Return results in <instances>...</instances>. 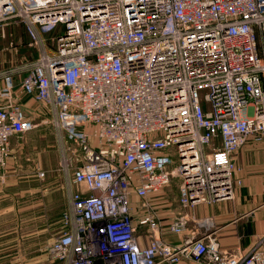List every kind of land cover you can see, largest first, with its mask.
<instances>
[{"label": "built area", "instance_id": "built-area-1", "mask_svg": "<svg viewBox=\"0 0 264 264\" xmlns=\"http://www.w3.org/2000/svg\"><path fill=\"white\" fill-rule=\"evenodd\" d=\"M9 26L25 28L38 56L0 71V171L13 135L33 125L12 98L20 75L21 93L49 109L65 175L54 259L262 264L258 247L230 255L210 235L163 240L153 196L177 178L189 207L242 183L235 153L264 141V0H0L2 35ZM189 219L178 214L169 230Z\"/></svg>", "mask_w": 264, "mask_h": 264}, {"label": "rangeland", "instance_id": "rangeland-1", "mask_svg": "<svg viewBox=\"0 0 264 264\" xmlns=\"http://www.w3.org/2000/svg\"><path fill=\"white\" fill-rule=\"evenodd\" d=\"M37 56L38 47L30 44L23 27L9 26L5 35L0 31V71L24 58L33 59ZM20 78V75L14 77L12 98L19 96L20 99L23 96L20 94ZM22 99L25 118L33 125L11 138L10 156L7 165L0 171V211L12 212H2L0 218L12 220V223L7 224L19 222L22 240L27 242L31 239L37 243L36 253L39 255L46 250L49 252L51 243L63 231L61 218L69 201L49 109L33 101V105H29L26 103L29 97ZM40 170L45 171L44 176L39 175ZM178 184L179 180L175 178L170 185L177 187ZM167 192L171 197L172 189ZM170 197L161 198L159 207L169 206ZM29 245L32 244H25L26 250ZM9 250L12 251L11 248L6 249ZM30 250L33 251V248Z\"/></svg>", "mask_w": 264, "mask_h": 264}, {"label": "crops", "instance_id": "crops-1", "mask_svg": "<svg viewBox=\"0 0 264 264\" xmlns=\"http://www.w3.org/2000/svg\"><path fill=\"white\" fill-rule=\"evenodd\" d=\"M20 94H22L21 91ZM22 97L20 100H23ZM31 101L35 102L34 104L44 105L34 97H29L26 103L33 105ZM234 161L237 175L241 177L242 183L236 187L231 198L185 207L179 200V184L177 187L175 185L165 186L161 192L153 196V199L159 201L165 196L170 197L167 190L172 189L173 191L170 205L159 207L157 211L158 216L165 221L161 238L171 244H180L187 236L210 235L217 238L223 251L236 256L247 254L254 247H258L262 264H264V141L249 140L235 153ZM133 201L134 222L139 227L142 243L146 244L149 229L141 223L144 211H141L138 198H134ZM2 212L12 211H0V214ZM182 213H187L190 218L186 230L181 234L171 232L167 224ZM7 223H12V220L0 218V264H37L40 262L60 264L59 260L50 255V251L46 250L38 255L35 245L37 243L30 241L31 239L27 242L25 239L22 240L18 230L19 222L15 225ZM25 244L32 245H29L26 250ZM8 248L12 251H6ZM31 248L33 251L30 250ZM179 264L201 263L185 259Z\"/></svg>", "mask_w": 264, "mask_h": 264}]
</instances>
